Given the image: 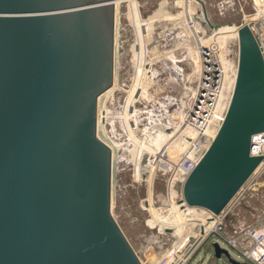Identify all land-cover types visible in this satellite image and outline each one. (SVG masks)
<instances>
[{"label": "water", "instance_id": "95a60500", "mask_svg": "<svg viewBox=\"0 0 264 264\" xmlns=\"http://www.w3.org/2000/svg\"><path fill=\"white\" fill-rule=\"evenodd\" d=\"M115 3L0 0V264H141L111 215L112 155L97 133L114 76ZM235 34L223 120L181 187L180 204L213 215L261 161L249 150L264 133V60L247 25Z\"/></svg>", "mask_w": 264, "mask_h": 264}, {"label": "rangeland", "instance_id": "374dc122", "mask_svg": "<svg viewBox=\"0 0 264 264\" xmlns=\"http://www.w3.org/2000/svg\"><path fill=\"white\" fill-rule=\"evenodd\" d=\"M115 2L114 76L111 89L97 102V133L112 155L111 215L141 264H156L189 228L167 233L157 224L156 219L171 215L172 206L164 196L167 175L156 167L151 171L149 160L158 149L169 147L176 157L185 147L182 123L206 65L219 64L225 71L217 116L225 112L238 56L232 30L251 15L253 4L251 0ZM200 3L210 25L221 27L220 36H227L224 40L204 23ZM137 91L139 97L134 99ZM143 155H148L146 166H140ZM262 200L261 195L246 196L232 214L237 225H254ZM191 214L179 210L178 219L202 220ZM213 244L227 251L231 260L247 264L217 237L208 238L188 264H227L224 258L214 259Z\"/></svg>", "mask_w": 264, "mask_h": 264}, {"label": "built area", "instance_id": "2783aa9c", "mask_svg": "<svg viewBox=\"0 0 264 264\" xmlns=\"http://www.w3.org/2000/svg\"><path fill=\"white\" fill-rule=\"evenodd\" d=\"M251 1L253 12L243 24L248 26L264 60V0ZM235 75L236 67L233 71V83ZM224 77L221 65L205 66L200 75L196 98L182 123V141L185 147L179 150L176 157H172L170 148L165 147L155 164L156 168L163 169L167 175L164 184L167 203L202 219L201 224L192 225L186 235L178 238L164 258L156 264H188L199 247L210 237L221 239L247 264H264V133L252 137L249 150L250 157L260 158L259 165L219 215L180 204L184 181L211 145L223 120L225 112L217 116V108L222 97ZM259 195L263 202L254 225H237L232 218L235 208L246 196Z\"/></svg>", "mask_w": 264, "mask_h": 264}, {"label": "bare ground", "instance_id": "6f19581e", "mask_svg": "<svg viewBox=\"0 0 264 264\" xmlns=\"http://www.w3.org/2000/svg\"><path fill=\"white\" fill-rule=\"evenodd\" d=\"M232 33H233L232 34V37H235L236 36L235 30H232ZM214 34L218 38H222L223 40H224V38L227 37V36H225V37L220 36V32H218V31L217 32H214ZM153 151H155V150L153 149ZM160 153H161V151L158 149L157 152H156V154H155V156H154L155 158L149 160L150 163H151V171H153V169H155V167H156L155 164L157 162V159H158ZM150 181H151V179H150ZM171 206H172V208H171V215H169L168 217H164V218H162L160 220L156 219L157 220L156 222L160 226V229L161 230H169L170 231L172 229L171 232L172 231L173 232L174 231L177 232L179 230H182L183 231L184 229H186V227H189V229H190L192 227V225L201 224L200 222H202V220L201 221H199V220H183V221H179V219H178V212H179V210L180 211H182V210L179 209L176 205L171 204ZM151 211H153V210L151 209Z\"/></svg>", "mask_w": 264, "mask_h": 264}]
</instances>
